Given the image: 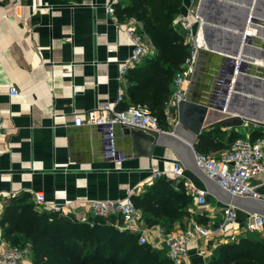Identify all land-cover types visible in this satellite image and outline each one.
Listing matches in <instances>:
<instances>
[{"label": "crops", "instance_id": "1", "mask_svg": "<svg viewBox=\"0 0 264 264\" xmlns=\"http://www.w3.org/2000/svg\"><path fill=\"white\" fill-rule=\"evenodd\" d=\"M110 1L0 0V122L3 125L0 211L12 192L37 191L43 192L52 202L72 201L69 207L75 216L83 220L95 219L83 197L122 198L128 191L143 194L156 180L149 179L151 165L169 169L170 159L179 158L169 144L146 140L141 144L135 143L128 127L118 124L115 127V144L123 160L111 162L106 158L100 129L88 122L74 123L73 111L84 112L97 104L113 101L119 88L125 91L126 96L129 81L127 75L123 80L118 79L115 58L125 57L130 46L116 23L105 16V4ZM183 1L187 3L189 0ZM198 1H194V6L198 7ZM244 1H207V34H203L201 24L197 22V28L201 29H198L200 47L206 44L204 36L213 46L233 44V31L239 23ZM129 2L118 0L117 3L126 5ZM15 9L20 15H15ZM257 11L264 15V0H257ZM126 18L119 19L123 21ZM258 33L256 37L264 38V27L260 26ZM114 44L115 50L108 52L107 47ZM156 51L152 47V56ZM252 53L259 56L255 62L264 65V49L249 47L248 55ZM211 62L210 57L205 61L206 76L193 86L195 98H214L218 72L215 77L209 69ZM217 63L219 71L222 64ZM239 83L242 91H248V96L236 97L235 108L231 109L256 111L261 105L259 98L263 93V83H254L247 76H241ZM13 86L19 94L10 95L9 88ZM164 109L162 128L170 132L177 118L176 109L166 104ZM251 126V123H245L238 127L220 128L228 139L233 130L242 137ZM258 128L260 134H264V126ZM184 168L193 183L207 188L198 174L189 167ZM207 200V206H198L191 201L185 207L187 215L175 219L170 230L192 220L215 222L220 212L212 208L223 203L210 191ZM139 210L138 224L148 235V240L155 242L160 236L158 227L162 223L148 222L144 210ZM237 216L240 217L239 212ZM114 218H110L111 221ZM118 219L126 223L120 217ZM205 242L203 239L199 244L201 254L194 246L190 248V264H209L212 248L217 244ZM22 264H33L31 254Z\"/></svg>", "mask_w": 264, "mask_h": 264}, {"label": "built area", "instance_id": "2", "mask_svg": "<svg viewBox=\"0 0 264 264\" xmlns=\"http://www.w3.org/2000/svg\"><path fill=\"white\" fill-rule=\"evenodd\" d=\"M196 0L183 1L182 9L172 21L175 30L183 37L184 42L189 45V55L175 72L170 82V94L166 102L167 107H176V103L185 97L191 76L195 70V63L198 49L201 46L199 30L197 28L198 17L196 14ZM118 0H111L105 4L104 13L107 18L112 19L118 29L124 34L130 51L125 57H116L118 64V79H124L129 70L140 62L152 56V46L143 31L142 22L134 16H129L121 21L116 15L115 4ZM15 15H20L16 13ZM116 44L107 47L108 52L115 50ZM69 68L70 65H64ZM248 69L242 67V58L237 56L226 59L217 74L214 88V106L224 110L229 95L233 90L237 74ZM10 95H17L16 87L9 88ZM125 99V91L118 89L116 98L97 104L84 112L73 111L74 123L79 125L88 122L98 127L102 133V143L106 158L115 163L123 160V156L117 150L115 144V127L118 124L134 126L143 130L164 131L159 124L157 115L150 107L141 102L129 103L125 108H118L120 102ZM2 123L0 122V139L3 136ZM252 124L249 131L242 137H237L225 150L219 154H207L194 151L197 165L209 177L217 181L231 193L241 196H252L264 200V134L252 138L251 132L258 128ZM0 148V153L3 152ZM161 176L173 180L175 189L183 184L185 193L191 196L192 201L198 206L209 205L207 200V188L200 187L193 183L185 174V168L179 158L170 159L169 169H160L151 165L149 179L152 181ZM32 200L38 208L43 210L58 211L61 214L72 215L69 207L72 203H56L46 199L43 192L31 191ZM15 193H11L13 197ZM132 192L122 198H88L83 201L91 208L95 218L102 217L113 219L114 225L121 230H128L136 233L139 243H149L153 248L165 249L166 254L175 264H190V248L194 246L199 254L202 253V240L205 243L218 244L237 240L246 236L248 231L258 232L263 229V216L258 213L246 214L244 221H238V209L232 204H222L213 207L218 210L219 218L215 222L204 223L199 220H192L184 226L166 230L163 226L158 227L160 236L154 241L148 240V235L138 224L140 210L132 199ZM200 214H202L200 212ZM126 221L122 223L118 218ZM92 224V220H85ZM31 254L28 243L17 246L2 237L0 233V264H22L26 256Z\"/></svg>", "mask_w": 264, "mask_h": 264}, {"label": "trees", "instance_id": "3", "mask_svg": "<svg viewBox=\"0 0 264 264\" xmlns=\"http://www.w3.org/2000/svg\"><path fill=\"white\" fill-rule=\"evenodd\" d=\"M182 3L183 0H130L126 5L117 3L115 9L119 18L134 16L141 21L149 43L157 50L143 64L129 70V85L119 107L145 103L161 126L170 82L189 55L188 43L172 25ZM260 135V128L251 133L252 138ZM238 136L233 130L225 139L220 126L213 125L195 137L193 148L209 154L228 147ZM178 184L176 190L172 179L161 176L146 192L131 196L146 213L148 222H161L170 230L175 219L187 215L185 207L192 201L183 184ZM91 220L92 224L72 215L40 209L28 191L8 198L0 211L2 237L17 246L28 243L33 264H175L164 248L139 243L136 233L117 228L111 219ZM208 263L264 264V237L247 234L238 240L218 243L212 248Z\"/></svg>", "mask_w": 264, "mask_h": 264}, {"label": "water", "instance_id": "4", "mask_svg": "<svg viewBox=\"0 0 264 264\" xmlns=\"http://www.w3.org/2000/svg\"><path fill=\"white\" fill-rule=\"evenodd\" d=\"M208 0H199L196 7L198 22L201 24L203 34H207L209 20L206 18L205 6ZM237 27L234 29V42L224 47L213 46L209 39L204 36L206 44L198 49L195 70L190 79V86L186 90L185 97L176 103V121L172 131L143 130L134 126H127L131 138L135 143L141 144L143 140L151 143H165L172 146L185 167L191 168L198 174L207 186L208 191L212 192L223 204H232L238 212L258 213L263 216L264 228V200L252 196H241L231 193L217 181L209 177L197 165L194 157L193 141L203 130L213 125H220L226 128H233L251 123L264 126V89L260 95L261 105L254 112L244 109L232 110L236 97L248 96V91H242L240 86L241 76H247L254 83L261 82L264 85V65L257 64L255 58L259 56L248 55L249 47L264 49V38H259L258 31L260 26L264 27V15L257 11V0H245ZM249 27V28H248ZM250 27L256 29V33H251ZM241 56L242 67L248 69L237 74L238 80L234 83L233 90L224 110L214 106L213 99L210 97L195 98L193 86L196 82L205 78V61L212 59V67H209L214 76L218 70V61L222 64L228 58ZM215 67V68H214ZM208 69V68H207ZM212 76V75H211ZM216 77V76H215ZM213 78V76H212ZM214 80V78H213ZM56 171L57 169H52ZM62 171V169L60 170Z\"/></svg>", "mask_w": 264, "mask_h": 264}, {"label": "rangeland", "instance_id": "5", "mask_svg": "<svg viewBox=\"0 0 264 264\" xmlns=\"http://www.w3.org/2000/svg\"><path fill=\"white\" fill-rule=\"evenodd\" d=\"M198 29H200V28H198ZM200 31H201V29H200ZM215 152H212V153H209V154H214ZM239 214H240V217L238 218V221L239 222H242V221H244L245 220V218H246V215H245V213L244 212H241V211H239ZM248 234H253L254 236H257V237H264V228L262 229V230H260V231H258V232H250V231H248ZM238 240V239H237Z\"/></svg>", "mask_w": 264, "mask_h": 264}, {"label": "bare ground", "instance_id": "6", "mask_svg": "<svg viewBox=\"0 0 264 264\" xmlns=\"http://www.w3.org/2000/svg\"><path fill=\"white\" fill-rule=\"evenodd\" d=\"M249 28V27H248ZM250 30H251V33H253V32H255L256 33V29H252L251 27H250ZM234 41V40H233ZM244 87V86H243Z\"/></svg>", "mask_w": 264, "mask_h": 264}]
</instances>
